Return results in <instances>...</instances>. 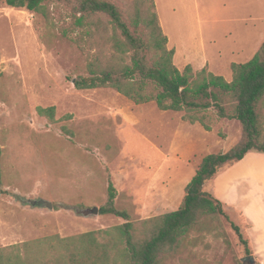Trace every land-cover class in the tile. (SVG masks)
Here are the masks:
<instances>
[{"label":"rangeland","instance_id":"obj_1","mask_svg":"<svg viewBox=\"0 0 264 264\" xmlns=\"http://www.w3.org/2000/svg\"><path fill=\"white\" fill-rule=\"evenodd\" d=\"M99 1L113 4L130 30L153 1L180 71L190 65L194 74L206 69L230 82L231 65L248 62L264 43V0ZM44 5L55 27L0 0V250L33 264H73L60 248V240L71 239L79 251L93 245L96 264H124L116 228L177 210L201 159L237 145L242 128L212 116L205 131L184 122L181 112L136 105L111 88L76 89L75 78L87 76L85 53L109 61L110 19L86 18L90 26L82 31L97 34L82 52L72 41L77 33L67 38L59 31L71 23L73 6L60 0ZM50 107L52 117L37 112ZM227 168L212 180L220 181L221 197L264 216V153L250 151L221 170ZM109 182L117 193L114 207L128 220L99 213ZM39 199L52 210L27 203ZM93 208L97 216H90ZM224 213L201 218L159 264H250L241 262L245 250L232 227L250 234L242 213L233 207ZM151 226L137 228L141 241ZM74 264L91 262L79 256Z\"/></svg>","mask_w":264,"mask_h":264},{"label":"trees","instance_id":"obj_2","mask_svg":"<svg viewBox=\"0 0 264 264\" xmlns=\"http://www.w3.org/2000/svg\"><path fill=\"white\" fill-rule=\"evenodd\" d=\"M45 1L50 0H5V3L11 8H25L42 15L50 26L55 27ZM60 1L73 7L71 23L60 27L59 31L67 38L77 33L72 41L82 52L87 43L92 42L94 32L97 34L92 28L82 31L90 26L86 18L102 14L110 19V31L105 34L109 61L90 58L85 53L87 76L75 78L73 85L76 89L111 88L136 105L154 103L160 111L181 112L184 122L198 124L205 131L211 130L212 116L241 125L242 136L237 145L225 152L207 154L201 159L184 189V198L177 210L139 224L125 223L116 228L119 246L123 247L121 258L124 264H159V256L175 251L201 218L225 216V204L206 191V184L222 168L241 161L250 151L264 153V125L261 123L264 109V43L248 62L231 65L232 80L227 82L206 69L194 74L190 65L185 66L183 71L174 65V50L168 49V39L159 24L153 1L144 19L139 13L134 17L131 22L133 30L128 28L121 13L109 2ZM53 109L39 108L37 112L52 117ZM116 196V190L109 182L107 201L99 213L128 220L125 212L114 207ZM149 223L152 226L148 236L141 241L136 230L140 225ZM232 227L245 250V257L251 256L249 240L238 226ZM92 235L88 233L84 236ZM69 241L71 239L60 240V248L71 263H76L77 258L83 256L91 264H96L89 250L93 245L88 244L79 251ZM27 246L29 244L20 246L23 252H26ZM14 248L8 250H16ZM2 252L4 250H0V264H33L27 262V256L23 258L19 254Z\"/></svg>","mask_w":264,"mask_h":264},{"label":"crops","instance_id":"obj_3","mask_svg":"<svg viewBox=\"0 0 264 264\" xmlns=\"http://www.w3.org/2000/svg\"><path fill=\"white\" fill-rule=\"evenodd\" d=\"M248 154V153H247ZM246 157V156H245ZM244 157V158H245ZM244 158L242 160H244ZM229 168L225 170H221L218 172L216 176L224 177V173L228 171ZM215 179L213 177L205 186V189L208 193L215 196L217 199H219L222 203L225 204L226 207H233L236 210L240 211L244 217V221L247 225V230L250 231V234H248L246 237L249 240L250 248L252 251V262L255 264H264V216H253L248 211H245L243 209H239L236 204L234 203H228L227 200L223 199L221 197V191L220 187V181L213 184L212 180ZM214 181V180H213ZM211 183V184H210ZM210 186V188H208ZM258 202V201H257ZM257 202H253L252 205L256 204Z\"/></svg>","mask_w":264,"mask_h":264},{"label":"water","instance_id":"obj_4","mask_svg":"<svg viewBox=\"0 0 264 264\" xmlns=\"http://www.w3.org/2000/svg\"><path fill=\"white\" fill-rule=\"evenodd\" d=\"M27 203H29L31 206L33 207H40V208H47L49 210H52L53 205L51 202L47 201V200H43V199H39V200H31V201H27ZM98 215V209L97 208H93L92 209V213L90 214V216H97ZM241 262H249L252 263V257H243L241 258Z\"/></svg>","mask_w":264,"mask_h":264}]
</instances>
